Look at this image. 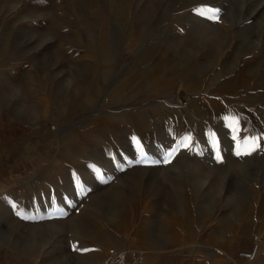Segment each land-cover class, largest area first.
<instances>
[{"label":"rangeland","instance_id":"rangeland-1","mask_svg":"<svg viewBox=\"0 0 264 264\" xmlns=\"http://www.w3.org/2000/svg\"><path fill=\"white\" fill-rule=\"evenodd\" d=\"M256 241L250 264L264 0H0V264H96L113 244L147 264H243Z\"/></svg>","mask_w":264,"mask_h":264},{"label":"built area","instance_id":"built-area-1","mask_svg":"<svg viewBox=\"0 0 264 264\" xmlns=\"http://www.w3.org/2000/svg\"><path fill=\"white\" fill-rule=\"evenodd\" d=\"M258 248L259 243L256 241L247 248H241L239 253L248 258H253ZM96 264H145V254L137 247L108 245Z\"/></svg>","mask_w":264,"mask_h":264},{"label":"snow or ice","instance_id":"snow-or-ice-1","mask_svg":"<svg viewBox=\"0 0 264 264\" xmlns=\"http://www.w3.org/2000/svg\"><path fill=\"white\" fill-rule=\"evenodd\" d=\"M197 14L201 15V16H204L206 18H209V19H212V20H218L219 18V10L218 9H213V8H210V7H203L201 9H197ZM137 147L140 149V155L143 158H145V153L143 151V147H142V144L141 142L137 139V138H133ZM190 140L191 138L188 137L186 138V142L184 143V147L187 148L190 146ZM258 140L259 138L258 137H254V138H250L247 142H245L242 147L244 149L243 152H241L239 150V148L241 146H238V151H237V155H241V154H250L251 152L253 151H256L258 148H260V144L258 143ZM214 147H216V159L217 160H220L222 159L221 157V154H220V149L217 145H214ZM171 155V154H169ZM158 162V161H157ZM167 162V161H165ZM90 167L94 168L95 171L98 173V174H101V170L100 169H97L94 165H90ZM101 178H102V175H101ZM77 182H78V187L83 190L84 189V185L80 184L79 181H78V177H77ZM13 207H16L15 205H13ZM58 212L59 215L61 216H65L67 215V212L65 211H60L59 209L56 210ZM53 213H50L49 215H52ZM17 215H21L23 216V218L25 219H37L36 216H28V215H25L23 211H18L17 212ZM41 219L45 218V217H40ZM75 247V246H74ZM83 251H88V249H83Z\"/></svg>","mask_w":264,"mask_h":264},{"label":"crops","instance_id":"crops-1","mask_svg":"<svg viewBox=\"0 0 264 264\" xmlns=\"http://www.w3.org/2000/svg\"><path fill=\"white\" fill-rule=\"evenodd\" d=\"M244 248H247V247H244ZM256 254H257V252H256ZM244 258H245V257H244ZM255 258H256V255H255V257L253 258V260H254ZM152 259H153V257L149 258V254H148V256H147V260L152 261ZM246 260H248V261H246ZM253 260H249V259H246V258H245V260H241V262H242L243 264H250V262L253 261ZM149 261H148V264H150ZM227 263H228V262H227ZM145 264H147V263H145ZM229 264H231V263L229 262ZM254 264H264V261H257V262H255Z\"/></svg>","mask_w":264,"mask_h":264},{"label":"bare ground","instance_id":"bare-ground-1","mask_svg":"<svg viewBox=\"0 0 264 264\" xmlns=\"http://www.w3.org/2000/svg\"><path fill=\"white\" fill-rule=\"evenodd\" d=\"M256 255V253L254 254V256ZM242 256H244V255H242ZM246 259H249V260H253V258H248V257H246V256H244Z\"/></svg>","mask_w":264,"mask_h":264}]
</instances>
